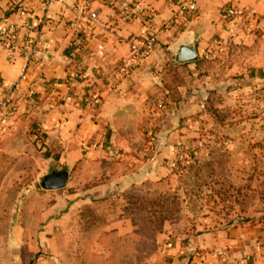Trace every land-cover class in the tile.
<instances>
[{"label":"crops","instance_id":"1","mask_svg":"<svg viewBox=\"0 0 264 264\" xmlns=\"http://www.w3.org/2000/svg\"><path fill=\"white\" fill-rule=\"evenodd\" d=\"M180 1L63 0L46 6L43 0H0V34L6 32L1 85L9 89L24 69L27 74L11 95L15 115L2 125L30 117L60 147L61 163L94 164L106 173L101 183L106 189H130L172 175L178 146L199 141L192 129L203 118L206 93L225 76L248 72L253 78L255 71L247 67H264V0H197L195 16L175 24ZM231 5L252 13L250 27L223 19ZM93 12L98 17L91 21ZM143 34H155L160 47L112 89L131 42ZM181 42L196 44V61L175 62ZM74 67L87 77L71 86L67 78ZM159 261L264 264V221L199 232L185 244L174 241Z\"/></svg>","mask_w":264,"mask_h":264},{"label":"rangeland","instance_id":"2","mask_svg":"<svg viewBox=\"0 0 264 264\" xmlns=\"http://www.w3.org/2000/svg\"><path fill=\"white\" fill-rule=\"evenodd\" d=\"M247 69L253 78L228 75L206 93L199 141L180 144L191 155L175 174L130 189L102 187L94 164L61 163L30 117L2 125L0 264H160L174 241L264 220V67ZM54 170L71 173L67 186L43 189Z\"/></svg>","mask_w":264,"mask_h":264},{"label":"built area","instance_id":"3","mask_svg":"<svg viewBox=\"0 0 264 264\" xmlns=\"http://www.w3.org/2000/svg\"><path fill=\"white\" fill-rule=\"evenodd\" d=\"M62 2L63 0H43L46 6H50L55 2ZM106 3L111 4L114 0H105ZM197 0H181L179 2V10L178 15L174 19L173 23L177 24L180 21H189L192 19L194 14L197 12ZM76 12V11H75ZM98 14L97 12H93L90 14V20L93 21L97 19ZM223 19L228 23H236L241 24L246 27H250L253 22V15L249 10L240 8L238 6H226L223 11ZM71 27L75 29L76 32H79L77 28L76 22H71ZM6 32H2L0 36L6 39ZM84 38H80L79 42L82 41ZM0 44H2L0 42ZM80 44L77 43L74 48L71 50L70 57L75 60L77 52L80 50ZM161 43L160 40L157 38L155 34H143L141 38H136L130 44V54L128 58L123 61V68L120 71V75L117 77L116 80L112 81L111 88L116 89L118 84V79H122L130 75L136 68L140 67L144 62H146L154 52L160 47ZM207 57L209 55L206 54ZM86 74L77 67L71 71L68 75L67 81L68 84L71 86L78 82L83 81L86 79ZM27 80L26 70L24 69L20 80L15 83L11 88L5 89V93H3V89L0 88V127L2 123L7 120L9 116L15 115V107L11 101V95L13 94L14 90L20 88L21 84ZM58 83H55L54 86L58 87ZM94 102V99L92 100ZM97 102V100H95ZM177 156L176 160H183L184 158H189L190 151L184 146L179 145L178 149L176 150Z\"/></svg>","mask_w":264,"mask_h":264},{"label":"water","instance_id":"4","mask_svg":"<svg viewBox=\"0 0 264 264\" xmlns=\"http://www.w3.org/2000/svg\"><path fill=\"white\" fill-rule=\"evenodd\" d=\"M175 62L188 63L198 59L196 44L193 42H181L175 49ZM71 173L68 170H54L47 174L41 181V186L45 190H60L67 186Z\"/></svg>","mask_w":264,"mask_h":264},{"label":"trees","instance_id":"5","mask_svg":"<svg viewBox=\"0 0 264 264\" xmlns=\"http://www.w3.org/2000/svg\"><path fill=\"white\" fill-rule=\"evenodd\" d=\"M195 14H196V13H195ZM195 14H194V16H195ZM194 16H193V17H194ZM193 17H192V18H193ZM4 40H5L4 38H0V42H1V43H4V42H5ZM78 53H79V52H77L76 57H75L76 60H77V55H78ZM0 88H2V89H3V90H2L3 93H5V89H4L3 86L1 85V81H0ZM24 117H26V116H25V115H22V116H21V118H24ZM56 159L59 160V156H56ZM150 183H151V182H150ZM148 184H149V183H148ZM132 188H134V187H132ZM262 221H264V220H262Z\"/></svg>","mask_w":264,"mask_h":264}]
</instances>
